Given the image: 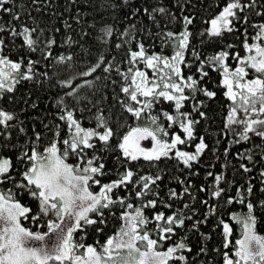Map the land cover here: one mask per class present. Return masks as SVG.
Here are the masks:
<instances>
[{
  "label": "snow or ice",
  "instance_id": "obj_1",
  "mask_svg": "<svg viewBox=\"0 0 264 264\" xmlns=\"http://www.w3.org/2000/svg\"><path fill=\"white\" fill-rule=\"evenodd\" d=\"M128 2L101 0L99 7L122 10ZM31 6L36 13H42L51 6V0H31ZM172 7L180 12V16L171 11ZM216 7L219 11L203 20L207 26L198 33L202 46L214 44L219 49L213 54L202 58L192 47L196 34L190 26L196 20L192 11L196 5L191 0H176L169 7L136 8L133 16L143 12L157 27H160L159 14L161 19L179 20L182 28L153 33L146 26L140 28L130 24L128 29L119 33L128 39L116 43L114 17L111 24L103 21L100 29V40L105 42L107 52H101L94 43L85 47L90 41L89 33L83 30L81 41L67 37L69 44L79 43V61L83 67H76L72 55L58 56L53 66L65 65L72 74L57 81L64 91L56 101L57 116L49 123L41 120V130H37L34 123L31 136L16 112L0 107V185H11L6 189L0 187V264H212L198 259L209 254L206 243L201 244L193 255L189 234L198 233L203 241L210 240L211 236L200 232L201 224H207L209 215L216 214L217 208L223 205L217 203L213 206L209 200H201L200 204L208 211L202 214V219H194L201 214L195 207L197 197L190 191L194 185L186 184L182 192L169 189L168 195L176 200L188 195L192 205L184 203L171 214L158 211L149 217L145 215V209L155 210L158 201L163 203L159 192L152 191L153 186L163 181L162 170L154 175H139L126 165L129 161L141 159L156 164L174 156L189 170V176L199 175L194 165L199 164L206 150L215 152L218 149H210L205 136L197 137L196 129L202 120L208 122L212 119L206 101H214L217 90L221 89L229 103L216 143H220L221 135L233 136L223 155L227 156L233 143L250 141L253 135L264 142V0H224L223 6L218 4ZM27 8L21 3L17 10L15 0H0V13L11 17L5 26H0V34L8 33L11 38L6 43L7 38L0 35V99L14 93L16 85L22 81L36 80L42 84L43 79L37 80V77L52 79L48 71H36L40 61L31 59V56L39 52L45 61L50 59L53 55L51 46L56 44L55 36H46V29ZM185 11L188 14H184ZM253 13L261 18V22H251L250 14ZM22 16H28L32 25L21 22ZM76 19L79 23V17ZM64 27L71 28V25L65 21ZM52 32L58 33L60 29L53 26ZM141 33L146 36L141 35L137 40V34ZM237 33L243 36L239 45L222 43L226 36ZM107 37H113L110 44ZM153 37L160 40V52L151 50L155 44L146 47V40L152 41ZM18 38L24 55L14 60L5 49ZM132 41H136L135 48L130 47ZM237 47L245 54L235 51ZM165 48L171 50L170 54H165ZM117 49H125L119 60L112 55ZM189 52L192 61L186 58ZM229 59L236 62L235 67L229 64ZM193 62L197 65L195 75H186V70L192 71ZM148 70L152 72L151 77ZM211 71L220 77L217 90L206 84L211 79ZM79 80L82 83L75 82ZM164 101L169 102L171 111L162 108L157 111ZM23 102L26 106L37 107L35 102L29 105L28 99ZM186 105L191 109L185 110ZM85 113L94 126H84ZM128 119H133L135 124H129ZM55 120L66 128L63 139L61 123ZM124 128L127 131L121 132ZM21 134L26 138L24 145L15 142ZM45 134H50L48 143L41 145ZM114 139L117 141L115 146L112 145ZM145 140L150 141V147L142 146L141 142ZM196 140L194 151L180 147H187ZM18 150L14 162L9 153ZM109 153L115 154V162L119 165L117 178L101 184L99 177L108 174L105 161ZM237 156L241 160L246 157L249 162H256L251 149H245ZM70 157L75 163L69 162ZM261 162H264V155ZM239 168L244 173L252 171L244 163ZM207 176L213 177L214 181L210 197L219 201L223 196L225 205L238 201L247 208L246 212L231 215L240 226V237L234 243L230 239L233 232L230 223L223 217L219 219L217 227H222L221 247L224 250L216 248L213 251L220 255L222 264H264V235L257 231L256 215L257 209L264 215V199H259L258 204L253 203L254 185L251 181L247 182V187L241 185L235 196H231L227 188L221 186L222 181L228 183L223 173L208 171ZM260 177V183L264 185V170ZM179 183L185 184V181ZM92 185H99V191H92ZM114 189H126L129 194L115 195ZM197 192L207 195L209 187L201 185ZM260 192L264 194V187ZM24 196L36 202L35 213L22 203ZM132 196L141 203L129 202ZM163 206L172 208L171 203ZM114 208L120 209L119 217ZM106 211L120 221L119 228L108 235L103 244L99 241L85 244L84 237L78 242L75 234L78 230L86 231L88 226L95 227L98 233L104 232L108 222ZM26 220L36 225L37 230L26 227L22 222ZM150 224L153 225L151 229ZM153 232L156 238H153Z\"/></svg>",
  "mask_w": 264,
  "mask_h": 264
},
{
  "label": "trees",
  "instance_id": "obj_2",
  "mask_svg": "<svg viewBox=\"0 0 264 264\" xmlns=\"http://www.w3.org/2000/svg\"><path fill=\"white\" fill-rule=\"evenodd\" d=\"M47 2V0H45ZM112 2H116V0H112ZM24 3L28 6L27 10L32 12L33 16H36L40 26L46 29V36L54 35L56 39V44L51 46L52 49V57L45 61L41 58L40 53L37 52L31 56L33 60H39L40 63L36 68L37 72L48 71L49 77H52L51 80L47 78L37 77V80L43 79V83H38L36 80L34 81H22L21 83L16 85V90L12 94H6L3 99H0V107L5 108L9 111H14L18 114L20 120L25 122V127L29 130L28 135L31 136L32 125L35 123L36 129L41 130L43 125L40 123L43 120L44 123H49L54 120L57 116L56 109V101L59 97L64 95V91L58 86L57 81L59 79L67 78L72 74L70 69H67L65 65H55L56 60L59 55H72L74 58V63L78 69L83 67L81 61H79V57L81 55V48L79 43H71L67 42V37H71L73 41H81L82 38L80 36L81 31L89 33L88 40L89 44H86L85 47H90L92 43L96 45L100 49L101 52H107L109 49L104 46L105 42L100 40V29L103 26V21H107L109 24L113 23V18H116L115 28L116 32V43H120L122 40H126L128 38L119 35L123 29H128L130 24H136L138 27L143 28L147 27L153 33L157 31H179L182 28V24L179 20L170 21L167 17L160 18L159 14H157L158 22L160 27H157L152 23L151 20L148 19L147 14L143 12L138 13L136 16H133L132 13L136 8L143 9L144 7L149 6H165L169 7L172 4L176 3V0H129L127 5H124L123 9H111L107 10L101 9L99 4L101 0H51V6L44 9L42 13H36L31 6V0H15L16 9L19 10V5ZM191 3L196 5V8L192 11L196 14V20L191 30L196 34L195 38L192 40V47L196 49V51L203 58L207 55L213 54L214 51L219 50L216 48L214 44H207L205 46L201 45V38L198 35L200 31L207 26L203 23V20L210 18L214 15L219 8L216 5L223 6L224 0H191ZM9 6H12L11 4ZM171 11L175 12L177 16H180V12L172 7ZM55 12L56 15L53 16L52 13ZM184 14H188L185 11ZM251 15V22L259 23L261 22V18L257 17L253 14ZM0 16L3 19H0V26H5L6 21H11V17L5 13H0ZM77 17H79V23H77ZM67 21L68 24L71 25V28H65L64 22ZM21 22L27 23L29 26L32 25V20L28 16H22ZM166 25V27H165ZM56 27L60 29V32L53 33L52 28ZM250 34L251 30H250ZM6 37V43L11 38L8 36V33L0 34ZM141 35L146 34H137V40L141 38ZM207 39V38H205ZM113 37H107V43H111ZM243 40V36L239 33L226 36L222 43H232L239 45ZM21 39H17L14 44H9L5 49L6 54L10 55L12 59H18L19 56L24 55V53L20 49ZM149 44H155V47L151 50L156 52L161 51L160 40L158 38L153 37L152 41L146 40V47ZM136 41H132L130 47L135 48ZM43 47V44H41ZM95 51V49H93ZM165 54H170V49H164ZM235 51H240L241 55L245 53L240 47H237ZM125 49H117L112 52V55H115L119 60L124 56ZM189 61H192L191 52L188 53L186 57ZM111 59V56L108 57ZM45 64H47V68H45ZM229 64L235 67L236 62L232 59H229ZM193 69L191 72L186 70V75H195L196 64L193 62ZM143 68V65H141ZM207 70V69H206ZM99 72V70H98ZM148 74L151 77L152 72L148 70ZM210 81H206L207 86L210 89L217 90V85L219 84L220 77L215 71H211L209 73ZM252 77V74H249V78ZM82 83V80L75 81ZM74 82V83H75ZM203 86V85H202ZM218 95L214 101H206L207 104L210 105L209 116L212 117L208 122L201 121L200 125L197 126L196 134L197 137L203 135L205 136L206 142L209 144V148H216L218 151H208L206 150L204 154L200 158L199 164L194 165V169L199 171V175L197 176H189V170L185 168V166L178 162L173 156L171 159H163L160 162H156V164H151L143 159L139 161H129L127 163V167L133 169V171L138 172L139 175H154L158 171L162 170L163 181L158 182V186H153V192H159L160 201H158L157 207L155 210L145 209V215L152 217L155 212L164 211L166 215L171 214V212L176 211L179 208L183 207L184 203H188L190 205L193 204L190 196L184 195L180 200H176L174 198H170L168 195L169 189H174L175 191L182 192L183 188L186 184L194 185L192 189H190L192 195L196 196L197 199L195 201V207L198 209V212L201 215L194 217V219H202V214L206 213L208 209L200 204L201 200H209V203L213 206L217 205V203L223 205L221 208H217L216 214L209 215L208 223L201 224L200 232L204 233L207 236H211L210 240L206 242L202 240L201 236L198 233L189 234V242L193 247V255H195L198 247L201 244L206 243V246L209 250V254L207 256L201 255L198 259L200 261H210L212 264H222V260L220 255L215 253L213 249L221 248V232L222 227H217L219 219L221 217L224 218L225 221H229L231 223V227L233 229L232 235L230 239L235 242L236 239L240 237V226L236 223V221L231 219L232 213H243L247 211L246 206L241 205L238 201H234L232 204H224L225 197H221L219 201L215 197H210L211 186H213L214 181L213 177L207 176L208 171H212L214 174L223 173L225 180L228 182L225 184L223 181L221 183L222 187H226L228 191V195L235 196L237 188L241 185L247 187V182L251 181L254 185L252 201L254 204H258L259 199H264V194L260 192V188L264 187L261 185L260 180V172L264 170V162H261V157L264 155V142L261 141L260 138L252 136L250 141H241L239 144L233 143L229 149L227 156L223 155L225 148L229 147V141L233 140V136L229 134L228 136H220V143H216L217 134L221 132L224 124V118L227 115V106L228 101L222 95V89L217 90ZM59 94V96L57 95ZM200 98H203L202 96ZM24 99H28L29 105L33 102L37 104L36 108H32L30 106H26L24 104ZM169 110V102L164 101L162 105L157 107V111L160 109ZM21 109H26L25 111H21ZM191 106L186 105L185 110H190ZM88 113H85L84 126L90 127L94 126V123L87 119ZM39 119H35V118ZM77 118H79V113H77ZM198 118V117H197ZM56 123H61L62 132L61 138L65 137L66 128L64 127L62 122L55 120ZM129 124L134 125L135 121L133 119H128ZM127 131L126 128L121 129V132ZM50 134H45L42 140L40 141L41 145H46L48 143V139ZM19 145H24L26 142V138L21 134L18 139L15 141ZM198 140L194 141L191 145L185 147L189 149H194L195 143ZM117 141L114 139L112 141V145L115 146ZM254 145H261V147H254ZM245 149H251L252 154L254 155L255 163L249 162L246 157L241 160L237 153H244ZM42 150V148H41ZM13 155L14 162L15 156L19 155V150L15 153H9ZM91 152L89 151V156ZM219 157V158H217ZM69 162L75 163L73 158H69ZM106 173L105 176L99 177L101 180V184L108 183L111 180L117 178L116 171L119 168V165L115 162V154L109 153L106 154ZM241 163L246 164L249 168H252L250 173H244L242 169L239 168ZM227 164L225 168L224 165ZM214 166V167H213ZM123 171L122 168L119 169ZM185 181V184L179 183V181ZM204 185L209 187V194H205L203 192L198 193L197 188L199 186ZM2 188L11 187V185H0ZM99 185H92V190H99ZM15 191V189H13ZM134 192L135 189H132ZM114 194L119 196H128V190L120 189L115 190ZM151 198V197H149ZM129 202L134 205H139L141 203L140 200L136 199L134 196L129 198ZM22 203L27 204L29 207L33 209V213L36 211V202L32 200V198L28 196H24ZM171 203L172 208L166 209L163 204ZM114 212H116V216L119 217L120 209L114 208ZM191 214V213H189ZM105 215L108 217V222L104 227L103 233H98L93 226H88L86 231L78 230L75 234V239L79 242L81 237H84L83 243L85 244H94L96 241H99L101 244L104 243L105 239L108 235H112L114 231H116L120 226V221L117 218L111 217L110 214L106 211ZM256 215L258 217L257 231L259 234L264 235V215L261 214L260 210L257 209ZM93 218H95L93 216ZM26 227H31L33 230H37V226L33 225L30 221H22ZM43 223V221H41ZM190 226L191 221L187 222ZM153 225H149L151 229ZM46 230V229H45ZM180 234L183 235V230H180ZM153 238H156L155 233L153 232ZM178 237H173V239H177ZM167 247V244L165 245ZM231 247V246H230ZM234 251V249L232 250Z\"/></svg>",
  "mask_w": 264,
  "mask_h": 264
},
{
  "label": "rangeland",
  "instance_id": "obj_3",
  "mask_svg": "<svg viewBox=\"0 0 264 264\" xmlns=\"http://www.w3.org/2000/svg\"><path fill=\"white\" fill-rule=\"evenodd\" d=\"M142 146H145V147H150L151 144H150V141L149 140H145V141H142ZM181 147V146H180ZM182 150H187V151H194V149H189V148H185V147H181ZM94 192H98L99 190H92ZM226 222H229V221H226ZM230 223V222H229ZM231 225V223H230Z\"/></svg>",
  "mask_w": 264,
  "mask_h": 264
}]
</instances>
